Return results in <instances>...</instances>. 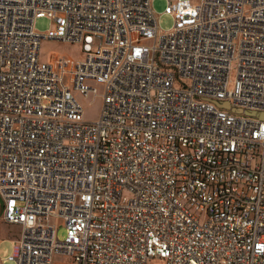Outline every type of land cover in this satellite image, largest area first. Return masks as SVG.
<instances>
[{"label": "built area", "instance_id": "2783aa9c", "mask_svg": "<svg viewBox=\"0 0 264 264\" xmlns=\"http://www.w3.org/2000/svg\"><path fill=\"white\" fill-rule=\"evenodd\" d=\"M164 14L169 32L151 0H0L4 262L264 264V0ZM42 40L84 59L41 61Z\"/></svg>", "mask_w": 264, "mask_h": 264}, {"label": "rangeland", "instance_id": "374dc122", "mask_svg": "<svg viewBox=\"0 0 264 264\" xmlns=\"http://www.w3.org/2000/svg\"><path fill=\"white\" fill-rule=\"evenodd\" d=\"M167 6V0H151V8L157 20V28L162 32H169L173 27V20L170 16L164 14ZM50 28L48 19L41 18L34 22V30L39 34H45ZM57 56H64L73 61H80L84 59L81 47L78 44H68L59 41L42 40L39 47V58L41 61L49 62ZM234 72L231 73L229 86H233ZM178 86V84H176ZM84 109V117L87 121H95L99 114V102L92 97L80 100ZM58 227L60 225L57 224ZM17 230L11 227H6L2 224L0 218V264H14L12 262H4V260L12 254V244L7 238L15 235ZM64 229L59 227L57 232V239L62 241L64 239ZM54 264H67L68 261L65 257L54 256ZM149 264H165L161 260H152Z\"/></svg>", "mask_w": 264, "mask_h": 264}, {"label": "water", "instance_id": "95a60500", "mask_svg": "<svg viewBox=\"0 0 264 264\" xmlns=\"http://www.w3.org/2000/svg\"><path fill=\"white\" fill-rule=\"evenodd\" d=\"M222 108H223V109H230V108H229V105H227V104L223 105ZM231 111H232L233 113H237V114L242 113V112H240V111H236V110H232V109H231ZM242 114L249 115V114H246V113H242Z\"/></svg>", "mask_w": 264, "mask_h": 264}]
</instances>
